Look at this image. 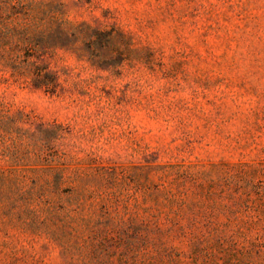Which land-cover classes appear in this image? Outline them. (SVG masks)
Masks as SVG:
<instances>
[{"label": "rangeland", "instance_id": "1", "mask_svg": "<svg viewBox=\"0 0 264 264\" xmlns=\"http://www.w3.org/2000/svg\"><path fill=\"white\" fill-rule=\"evenodd\" d=\"M60 1L75 25L111 34L108 61L61 50L52 60L57 94L0 83V101L63 125V149L113 171L115 212H158L146 200L149 166L264 165V0ZM106 44L97 40L99 50ZM210 189L207 182V201L192 212L264 211L256 195L243 204L228 193L213 208ZM182 225L156 239L189 254L199 231ZM0 264L70 263L57 243L0 221Z\"/></svg>", "mask_w": 264, "mask_h": 264}, {"label": "trees", "instance_id": "2", "mask_svg": "<svg viewBox=\"0 0 264 264\" xmlns=\"http://www.w3.org/2000/svg\"><path fill=\"white\" fill-rule=\"evenodd\" d=\"M67 16L60 0H0V83L57 94L60 76L52 60L59 51L108 59L111 34L75 25ZM103 38L107 44L99 50ZM65 133L61 124L33 119L0 101L1 222L57 243L70 264H114V257L118 264H264V211L192 212L206 203L207 182L213 208L221 207L224 193L243 204L256 195L264 206V165L233 172L217 165L149 166L146 200L158 212H143L139 219L112 209L113 171L78 162L61 147ZM153 170L161 172L157 183L150 178ZM186 184L198 190L191 194ZM183 222L199 231L189 254L156 239L183 230Z\"/></svg>", "mask_w": 264, "mask_h": 264}]
</instances>
